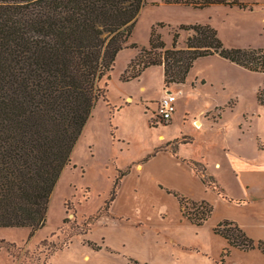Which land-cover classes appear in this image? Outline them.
<instances>
[{
    "label": "trees",
    "instance_id": "obj_1",
    "mask_svg": "<svg viewBox=\"0 0 264 264\" xmlns=\"http://www.w3.org/2000/svg\"><path fill=\"white\" fill-rule=\"evenodd\" d=\"M165 1L196 8L254 7L242 0ZM144 5L145 0H0V227H30L35 232L46 224L59 178L98 101L107 99L108 82H102L110 80L123 49L140 48L121 74L123 81L161 65L166 86L184 84L195 61L214 54L249 70L264 71L263 48L227 47L210 23L181 24L174 30L172 47H167L158 30L164 23L153 26L149 46L130 42ZM181 29L194 32L185 48L178 46ZM258 99L264 105V84ZM181 139L193 140L191 136ZM179 140H174L175 153ZM185 161L208 186L224 193L206 164L193 158ZM128 171L119 170L100 213L108 211ZM169 192L179 198L184 215L193 223L203 225L213 214L215 207L209 200ZM214 231L230 244L223 251V263L233 247L264 253V239L251 237L233 219L220 221Z\"/></svg>",
    "mask_w": 264,
    "mask_h": 264
},
{
    "label": "rangeland",
    "instance_id": "obj_2",
    "mask_svg": "<svg viewBox=\"0 0 264 264\" xmlns=\"http://www.w3.org/2000/svg\"><path fill=\"white\" fill-rule=\"evenodd\" d=\"M237 7L215 4L207 6L204 11L208 14V9H212L211 14L220 24L224 20L228 38V43L224 44L227 47L264 49V7L255 3L253 9L240 10ZM196 9L199 11L200 8L165 0H145L130 42L148 45L153 26L164 23L157 26L158 30L166 45H173L175 29L181 24H195L197 18L204 16L205 13L201 14L203 10L195 12ZM186 39L187 34L181 38L180 31L178 46L186 45ZM138 50L140 48L123 49L117 57L110 80L102 82L103 85L108 82L107 99L101 98L95 106L73 150L71 162L59 178L51 198L47 222L39 228V234L34 237L35 232L27 227L0 228V240H12L11 243L0 242V249L5 248L16 257L24 253L26 258L23 264L40 263L29 251L25 253L22 246L31 236L38 239L56 231L62 224L66 208L68 218L66 224L59 228V234L61 232L65 237V234L80 229L82 224L75 216L77 203H82L79 216L96 212L109 197L119 170L138 162L160 143L161 146L157 147L160 150H172L176 142H163L179 138L180 145L184 143L182 137L191 136L193 140L184 143L181 154L189 153L206 164L207 172L224 188V194L235 198L241 189L230 153L264 162V105L258 99V92L264 84V71L249 70L218 54L198 58L183 84L186 94L177 101L174 121L165 123L154 118L164 87V67L161 65L144 73L143 80L148 85L146 94L151 96L150 102L135 100L128 106L124 105L125 92L135 91L137 82L123 81L120 77ZM170 86L172 84L164 89ZM194 117L202 118L201 127ZM101 210L95 215H99ZM104 212L107 211L100 214ZM56 237L49 238L46 243H56ZM132 237L135 238L131 246L133 252H151V246L143 249L140 245L138 238L142 236L136 234ZM12 242L19 247L13 246ZM127 255L121 251L119 261H125Z\"/></svg>",
    "mask_w": 264,
    "mask_h": 264
},
{
    "label": "crops",
    "instance_id": "obj_3",
    "mask_svg": "<svg viewBox=\"0 0 264 264\" xmlns=\"http://www.w3.org/2000/svg\"><path fill=\"white\" fill-rule=\"evenodd\" d=\"M242 1L264 7L263 1ZM204 8L198 9L199 11L196 9L195 12L203 10L201 14L205 13ZM208 10L209 15L205 13L194 23L212 24L218 30L223 42L227 44L224 20L220 24L219 20L211 14L212 9ZM240 10L243 9L240 8ZM189 12L195 13L194 11ZM180 31L181 38L187 34L188 39L194 34L191 30L181 29ZM186 46L180 45L179 47L185 48ZM137 54L138 52L133 54L131 60ZM153 67L144 70L139 78L128 81L137 82V89L125 92L124 105L128 106L135 100L150 102L151 96L146 94L148 85L143 78L144 73ZM197 79L199 81V78ZM163 86L161 97L165 94V80H163ZM169 88L177 93V101L180 96L186 94L183 84H173ZM175 114L170 122L174 121ZM186 114L189 112L186 111ZM197 120L203 124L202 118L194 117V121L197 122ZM174 140L163 143H170ZM184 143L178 145L176 153L170 148L155 152L156 148L161 146L162 143H160L138 162L125 169H120L129 171L121 177L115 198L107 212L91 219V216L104 206L110 195L96 212L83 213L82 216H79V208L82 204L79 201L76 205L75 216L82 227L78 232H74L73 235L65 234V237L61 235V232L59 234V228L65 224L64 219L67 216V211H65L62 224L56 231H51L48 235L38 239L34 237L39 234L40 230L35 231L34 237L31 236V240L29 239L22 245L25 253L29 251L30 255H34L40 262L36 264H264V253L260 249L243 250L239 247H233L232 253L223 263L221 261L223 251L230 244L226 237L214 231L220 221L233 219L251 237L256 240L264 239V162L230 153L236 179L241 189L240 194L235 198L219 193L204 182L202 175L185 161L193 156L189 153L181 154ZM217 163L220 164V162ZM169 190L195 200H209L215 207L213 214L203 225L193 223L184 215L179 198ZM136 234L142 236L138 238V241L143 249L147 246L152 247L149 254L132 251L131 246L135 239L132 235L136 236ZM53 235L57 236L56 243L47 244L46 240L54 237ZM4 240L10 243L12 241L5 238ZM89 242L97 243L100 248L93 247ZM17 247H19L18 244ZM121 251L128 253L125 261H119ZM24 255L22 253L16 257V254L2 248L0 249V264H4V260L5 264H23L26 258Z\"/></svg>",
    "mask_w": 264,
    "mask_h": 264
},
{
    "label": "built area",
    "instance_id": "obj_4",
    "mask_svg": "<svg viewBox=\"0 0 264 264\" xmlns=\"http://www.w3.org/2000/svg\"><path fill=\"white\" fill-rule=\"evenodd\" d=\"M177 93L168 88L165 94L158 102V110L154 113V118L160 119L163 122H170L177 109Z\"/></svg>",
    "mask_w": 264,
    "mask_h": 264
},
{
    "label": "bare ground",
    "instance_id": "obj_5",
    "mask_svg": "<svg viewBox=\"0 0 264 264\" xmlns=\"http://www.w3.org/2000/svg\"><path fill=\"white\" fill-rule=\"evenodd\" d=\"M197 122H198L199 127H201V126H202V122L199 121V120H197ZM151 165H152V164H151Z\"/></svg>",
    "mask_w": 264,
    "mask_h": 264
}]
</instances>
